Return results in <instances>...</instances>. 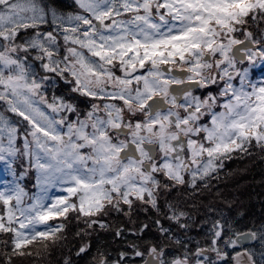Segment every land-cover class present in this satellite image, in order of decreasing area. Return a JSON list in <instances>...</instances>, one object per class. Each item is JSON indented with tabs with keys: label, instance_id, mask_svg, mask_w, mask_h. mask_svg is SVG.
I'll return each mask as SVG.
<instances>
[{
	"label": "snow or ice",
	"instance_id": "obj_1",
	"mask_svg": "<svg viewBox=\"0 0 264 264\" xmlns=\"http://www.w3.org/2000/svg\"><path fill=\"white\" fill-rule=\"evenodd\" d=\"M237 156L264 159V0H0V264H264Z\"/></svg>",
	"mask_w": 264,
	"mask_h": 264
},
{
	"label": "trees",
	"instance_id": "obj_2",
	"mask_svg": "<svg viewBox=\"0 0 264 264\" xmlns=\"http://www.w3.org/2000/svg\"><path fill=\"white\" fill-rule=\"evenodd\" d=\"M225 173L228 175L221 183V189L229 199L236 200L237 209L249 217L264 214V159L259 156L234 157L226 161ZM59 260L60 250L56 249L36 264H57Z\"/></svg>",
	"mask_w": 264,
	"mask_h": 264
},
{
	"label": "rangeland",
	"instance_id": "obj_3",
	"mask_svg": "<svg viewBox=\"0 0 264 264\" xmlns=\"http://www.w3.org/2000/svg\"><path fill=\"white\" fill-rule=\"evenodd\" d=\"M29 188H30V190H33L34 191V189H31V185H29Z\"/></svg>",
	"mask_w": 264,
	"mask_h": 264
}]
</instances>
